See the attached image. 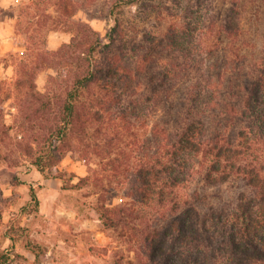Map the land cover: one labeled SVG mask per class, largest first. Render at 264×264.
<instances>
[{"label": "trees", "instance_id": "trees-1", "mask_svg": "<svg viewBox=\"0 0 264 264\" xmlns=\"http://www.w3.org/2000/svg\"><path fill=\"white\" fill-rule=\"evenodd\" d=\"M99 1L113 20L104 37L75 18ZM217 1L26 0L13 23L23 49L10 53L16 77L0 83V114L8 99L16 112L1 131L16 127V148L41 172L74 150L103 164L90 171L95 190L126 176L128 200L96 205L140 264H264V33L236 73L230 57L246 47V11L258 21L264 0ZM125 7L135 8L128 17ZM51 30L70 39L48 48ZM221 49L223 70L208 61ZM222 78L223 92L239 82L242 93L223 127L207 132L205 109L221 91L210 87ZM139 122L148 134L134 148L123 140ZM29 193L38 206L33 185ZM8 254L0 249V264Z\"/></svg>", "mask_w": 264, "mask_h": 264}, {"label": "rangeland", "instance_id": "rangeland-1", "mask_svg": "<svg viewBox=\"0 0 264 264\" xmlns=\"http://www.w3.org/2000/svg\"><path fill=\"white\" fill-rule=\"evenodd\" d=\"M23 1L26 0H0V83L3 86H7L16 77L14 57L10 53L20 54L23 49L20 36L13 30L16 14ZM217 3L222 5V0H218ZM90 9L91 14L79 10L75 18H83L101 37H104L113 20L107 15V10L100 1ZM134 9V7H125L122 10L123 16L128 17ZM263 9L261 7L258 11V21H252L248 11L245 13L243 26L246 32V47L236 49L237 56L235 54L230 56L235 73L242 69L241 63L246 66L250 59L259 54L261 37L264 33ZM69 39V33L63 30H51L47 33L46 44L48 48L56 49ZM214 54L208 58V61L216 62L218 67L222 68L223 50H218ZM239 56L242 58L240 59ZM50 72V69L39 72L36 77L37 88L41 90L44 88ZM217 85H221L220 93L214 91ZM226 85L223 78L212 81L210 91H214L218 101L205 109L207 132L221 129L228 121L226 110L229 112V109L238 107L239 94L242 93L241 88L239 89L240 83H237L231 93L230 90L223 92ZM180 92L183 93L182 88L177 95ZM167 109L171 113V118L175 116L174 102ZM15 112L11 100H6L0 114L2 183L4 186L12 182L14 185H19L20 193L29 185H33L39 204L37 206L30 195L28 200H24L22 194L20 210L9 213L8 220L4 222V242L1 248L9 253V261L5 264H140L133 250H137L134 243L127 241L122 235L123 229L106 227L99 218L96 205L97 203L116 204L122 198L124 201L128 200L130 180L125 179L126 176L117 175L107 181L104 190H95L90 171L91 169L101 171L103 164H99L97 159L89 163L74 150L67 151L53 164L45 162L44 171L41 172L31 163L32 159L29 156L16 148L15 139L19 137L16 127L8 129L7 133L1 131L4 123L13 125ZM158 115L155 114V120L160 118ZM164 117L170 118L168 114ZM142 125L139 122L136 126V136H128L123 141L136 139L134 148L135 145L141 147L148 134L145 126ZM94 191L97 193H93Z\"/></svg>", "mask_w": 264, "mask_h": 264}, {"label": "crops", "instance_id": "crops-1", "mask_svg": "<svg viewBox=\"0 0 264 264\" xmlns=\"http://www.w3.org/2000/svg\"><path fill=\"white\" fill-rule=\"evenodd\" d=\"M2 181V172H0V249L3 248L4 242V222L8 220L9 213L20 210L22 194L24 200H28L30 195L29 187L20 193L21 187L19 185H14L12 182L10 185L4 186Z\"/></svg>", "mask_w": 264, "mask_h": 264}]
</instances>
